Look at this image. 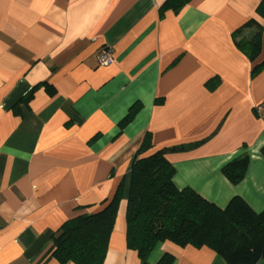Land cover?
Instances as JSON below:
<instances>
[{
	"label": "crops",
	"instance_id": "0c3cea01",
	"mask_svg": "<svg viewBox=\"0 0 264 264\" xmlns=\"http://www.w3.org/2000/svg\"><path fill=\"white\" fill-rule=\"evenodd\" d=\"M165 1L0 0V264H61L54 234L101 211L122 181L103 264H141L127 246L126 210L146 133L157 149L187 148L166 154L179 189L264 211V117L255 109L264 69L252 77L232 39L251 18L264 24L261 0H192L161 16ZM102 48L109 66L98 65ZM244 153L249 168L233 184L222 168ZM148 264L228 263L207 247L164 242Z\"/></svg>",
	"mask_w": 264,
	"mask_h": 264
},
{
	"label": "trees",
	"instance_id": "16d2710c",
	"mask_svg": "<svg viewBox=\"0 0 264 264\" xmlns=\"http://www.w3.org/2000/svg\"><path fill=\"white\" fill-rule=\"evenodd\" d=\"M191 1L166 0L159 13L178 14ZM257 15L264 21V0L257 7ZM263 38L264 24L256 18L249 19L232 34L236 48L254 64L252 77L264 69V59L259 60ZM131 117L129 114L121 126ZM185 150V146L157 149L151 134H145L130 165L126 210L128 248L137 252L141 264H148L151 252L164 242L179 247H207L228 264H257L264 257V211L256 213L240 197L232 198L225 208H220L191 188L179 189L173 181L175 168L166 154ZM249 162L248 154L244 153L223 166L222 173L237 184L244 179ZM124 192L122 181L114 196L103 202L101 211L79 215L57 230L53 241L54 256L59 263H104Z\"/></svg>",
	"mask_w": 264,
	"mask_h": 264
},
{
	"label": "built area",
	"instance_id": "2783aa9c",
	"mask_svg": "<svg viewBox=\"0 0 264 264\" xmlns=\"http://www.w3.org/2000/svg\"><path fill=\"white\" fill-rule=\"evenodd\" d=\"M97 62L101 67L111 65L113 63L111 51L108 48H102L97 55ZM255 109L258 115L264 117V103L258 105Z\"/></svg>",
	"mask_w": 264,
	"mask_h": 264
}]
</instances>
